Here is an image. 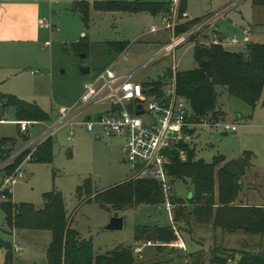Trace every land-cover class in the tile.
<instances>
[{"label": "rangeland", "instance_id": "1", "mask_svg": "<svg viewBox=\"0 0 264 264\" xmlns=\"http://www.w3.org/2000/svg\"><path fill=\"white\" fill-rule=\"evenodd\" d=\"M40 1L44 16L42 22L48 19L56 27L52 31L43 29L40 57L19 77L3 83L0 92L13 93L29 102H36L53 118L57 117L61 107H71L77 103L75 101L84 92L85 83L98 70L111 63L120 72L133 70L184 36V33L177 32V28L152 33L153 24L162 26L161 19L145 10L126 12L98 9L97 1L104 0ZM77 1L89 5L86 21L81 12L73 10ZM178 9L179 0L174 2L171 14L175 13L181 23L186 21L187 16V20L195 19L210 11L190 29L193 33L177 47L175 54L150 64L137 75L138 81L160 79L166 75L165 72L173 70L174 64L178 71L196 68L195 43L210 45L223 42L229 50L241 51L249 42H264V5H256L253 0H187V16L183 13L181 17ZM205 19H208L207 24L199 27ZM218 29L221 32L216 33ZM108 42H128L130 45L123 55L111 51ZM74 43H79V46L74 48ZM85 67L91 71L83 73ZM31 70L35 71V75H32ZM219 91L218 102L224 112L220 119L236 123L237 133L230 131L224 135L219 128H201L196 145L197 158L212 162L216 156H224L227 161H234L243 157L246 151L251 152L252 165L243 177L240 198L245 200L248 197L250 202L264 203V97L253 107L230 95L225 88ZM100 108L97 106L95 110ZM5 119L0 122V139L18 138L20 141L17 139L13 146L15 153L22 150L31 137L35 138L47 129L46 124L36 122L30 128L31 134H24L15 121L13 108L9 109ZM97 130L100 129L89 131L85 126L75 123L66 124L57 130L49 137L54 142L52 161H34L27 154L23 160L24 176L12 185L10 199L15 203H32L40 208L44 203L45 192H60L68 215L73 218V226L83 238L93 239L97 254H105L117 247H131L137 261L183 264L179 257L185 253L184 247L179 246L181 239L187 253L204 249L205 264H211L214 246L223 245L238 252L244 249L264 251L263 235L224 232L211 224L198 223L195 216L190 218L189 223L176 224L175 215L172 216L164 204L144 203L116 211L94 200L87 201L86 193H79V188L85 183L92 181L94 191H100L122 183L134 173L123 152V139L97 138ZM71 131L74 134L70 139ZM25 135L28 136L27 140L23 138ZM172 186L173 193L179 198L188 199L192 193L190 180H175ZM113 215L125 217L124 228L104 230ZM4 224L5 212L0 206V227ZM139 226H173L178 241L169 244L136 241L135 233ZM179 227H182L181 230ZM10 233L17 235L16 230ZM26 234L15 236L0 229V236L5 241L24 247L21 251H14V264H47L51 231L30 230ZM158 245H162L163 250L157 249ZM170 248L176 249L174 255L170 254ZM4 254L5 250L0 247V261H3ZM239 257L237 254L235 261L230 264H236ZM189 260L187 256L184 263L189 264Z\"/></svg>", "mask_w": 264, "mask_h": 264}, {"label": "trees", "instance_id": "2", "mask_svg": "<svg viewBox=\"0 0 264 264\" xmlns=\"http://www.w3.org/2000/svg\"><path fill=\"white\" fill-rule=\"evenodd\" d=\"M256 5H264V0H253ZM96 6L104 11H148L153 15L169 16L174 9L171 1H97ZM187 0H179L180 17L186 12ZM74 11L81 12L85 21L88 19L89 5L77 1ZM206 16V15H204ZM203 16V17H204ZM203 17L186 20L177 26L178 33H185L195 26ZM81 45V44H80ZM111 51L124 53L128 42H109ZM79 43H74L76 48ZM194 58L197 67L184 71L170 69L160 79L153 80L151 85L162 92L168 80L176 76L177 89L180 95L188 100L191 116L195 120L209 117L219 119L224 112L219 106V89L225 88L230 95L255 107L264 97V42H249L241 51H231L223 42L210 45L195 43ZM10 108L15 111L16 121H51L53 118L38 103L29 102L14 94L0 92V120H4ZM24 140L28 136L23 137ZM17 138L0 139V165L15 152L13 146ZM52 138L46 139L34 152L33 159L38 162L52 161ZM188 158L181 160L176 156L168 167V173L175 180H190L192 196L188 199L172 195L175 204L174 221L176 224L189 223L195 216L200 224H211L224 232H242L264 236V205L249 204L240 198L243 188V177L251 167L252 153L246 151L238 160L227 161L224 156H216L212 162L197 158L196 149L187 147ZM30 150L19 154L12 162L0 170V182L11 175L23 162ZM86 193L87 201L94 200L99 205L116 211L125 210L140 204L163 205L165 192L160 181L153 178L132 177L107 189L94 191L92 181L79 188V193ZM9 200L0 201L5 212L6 230H50L51 241L47 249L48 264H153L151 261H137L131 247H117L105 254H97L93 239L83 238L73 226V218L68 215L63 196L58 191L44 193L43 206L38 208L32 203H15ZM182 227H179L181 230ZM173 226H139L135 240L146 243L169 244L178 241ZM0 247L5 249V259L0 264H14V250L11 242L0 236ZM162 245L157 249L163 250ZM170 254L176 249L170 248ZM182 251V250H181ZM180 254L183 264L190 257L189 264H205L204 249L195 253ZM264 264V251H235L223 245L214 246L211 250V264ZM157 263V262H156Z\"/></svg>", "mask_w": 264, "mask_h": 264}, {"label": "built area", "instance_id": "3", "mask_svg": "<svg viewBox=\"0 0 264 264\" xmlns=\"http://www.w3.org/2000/svg\"><path fill=\"white\" fill-rule=\"evenodd\" d=\"M184 15L187 16L186 13ZM207 22L208 19H205L199 27ZM180 23L175 13L164 18L165 28L175 29ZM41 26L50 30L55 29L50 20H45ZM157 30L158 27L153 25L152 31ZM192 33L190 30L185 32L182 38L175 40L133 70L120 72L112 65L98 70L85 83L81 99L71 107H61L59 116L47 124V129L36 138H31L22 150L4 161L0 165V170L26 150H30L28 154L33 158L37 144L44 142L66 124H81L89 131L99 128L101 131L97 130L96 135L100 137L123 139V152L134 172L132 177L153 178L161 182L166 196L163 204L173 216L175 204L171 197L174 193L168 173V167L173 159L176 156L183 161L188 158L187 147L196 149L201 128H219L223 132L238 129L236 123L226 122L225 119L192 118L188 100L178 92L175 75L168 80L162 92L150 84L153 80L140 82L136 79L137 75L150 64L167 55L175 54L177 47ZM172 68L175 74L176 65L174 64ZM97 106L101 108L95 110ZM17 123L24 134L30 135V128L36 121L22 120ZM73 134V131L69 132L70 139ZM23 164L24 161L11 175L1 180L0 201L9 199L12 185L18 178L24 176ZM181 240L179 246L186 250L183 239ZM15 249L19 251L22 247L15 244Z\"/></svg>", "mask_w": 264, "mask_h": 264}, {"label": "crops", "instance_id": "4", "mask_svg": "<svg viewBox=\"0 0 264 264\" xmlns=\"http://www.w3.org/2000/svg\"><path fill=\"white\" fill-rule=\"evenodd\" d=\"M104 1H110V0H104ZM116 1H120V0H116ZM121 1H126V0H121ZM144 1H150V0H144ZM42 9L43 8L40 0H0V86L13 77H19V75H21V72L23 70L25 71L29 66H31V64L35 63V59L40 57V43H41L40 40L43 36V31H44L43 29H47L41 26L44 17ZM151 15L155 18H160L161 19L160 22L162 25V26H158L157 24H153L158 27V30L152 31V27H153L152 25L151 27L152 33L159 32L161 31V29H166L164 27V18L166 17V15L164 14H158V15L151 14ZM203 15L198 18L203 17ZM219 32H221L220 29L216 30V33ZM125 52L122 54L124 55ZM112 64L113 63H111L110 65ZM31 73L32 75H35L34 70H31ZM9 94H13V93H9ZM82 94L77 98L75 102H78L81 99ZM59 113L57 114V117L59 116ZM57 117L54 118L52 117L53 119L51 121L55 120ZM5 120L6 119L0 120V122H3ZM51 121H39V122H42L47 126V124H49ZM200 133L201 132H199L198 136L201 135ZM20 139L22 141V135ZM245 201L248 202L249 204L264 205V203L250 202L248 197L245 199ZM5 228H6L5 224L0 227L2 231H5L6 233H9L11 235H15L10 233L11 231L6 230ZM27 232L30 233V230H23V231L16 230L17 235L15 236H22V235L26 236L28 235L26 234ZM16 244L19 245L18 243ZM12 245H13V250L15 252H18L15 249V244L12 243ZM19 246L22 247V249H20L19 251L24 249L22 245ZM5 254H4V259H5Z\"/></svg>", "mask_w": 264, "mask_h": 264}, {"label": "water", "instance_id": "5", "mask_svg": "<svg viewBox=\"0 0 264 264\" xmlns=\"http://www.w3.org/2000/svg\"><path fill=\"white\" fill-rule=\"evenodd\" d=\"M84 56H86V54H83ZM91 71V69L89 67H85L82 69L83 73H89ZM229 132H223L224 135H228ZM234 134L237 133V131H233ZM97 138H101L99 135L96 136ZM192 196V194H190V197ZM125 225V217L124 216H117V215H113L110 217L109 222L107 223V225L104 227V230L109 231V230H121L124 228Z\"/></svg>", "mask_w": 264, "mask_h": 264}]
</instances>
